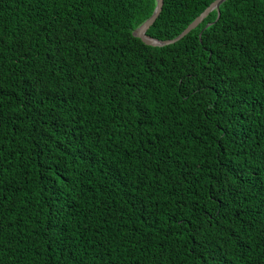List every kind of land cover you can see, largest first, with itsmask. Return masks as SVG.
<instances>
[{
	"label": "trees",
	"instance_id": "1",
	"mask_svg": "<svg viewBox=\"0 0 264 264\" xmlns=\"http://www.w3.org/2000/svg\"><path fill=\"white\" fill-rule=\"evenodd\" d=\"M155 5L0 0V264H264V0Z\"/></svg>",
	"mask_w": 264,
	"mask_h": 264
},
{
	"label": "water",
	"instance_id": "2",
	"mask_svg": "<svg viewBox=\"0 0 264 264\" xmlns=\"http://www.w3.org/2000/svg\"><path fill=\"white\" fill-rule=\"evenodd\" d=\"M226 0H215L210 4L193 22H191L188 27L177 37L167 41H159L152 38H149L145 35L146 30L154 23V21L158 18L161 13L163 7V0H156V5L151 17L146 20L142 25H140L137 29L134 30L133 35L136 38H139L144 44L154 46V47H162L165 45L173 44L184 36L189 34L192 30H194L208 15L211 11L216 10L219 14L220 5ZM219 16V15H218ZM207 25L206 27H208Z\"/></svg>",
	"mask_w": 264,
	"mask_h": 264
}]
</instances>
